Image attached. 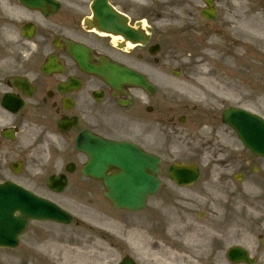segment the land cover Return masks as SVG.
I'll list each match as a JSON object with an SVG mask.
<instances>
[{
    "label": "flooded vegetation",
    "instance_id": "flooded-vegetation-1",
    "mask_svg": "<svg viewBox=\"0 0 264 264\" xmlns=\"http://www.w3.org/2000/svg\"><path fill=\"white\" fill-rule=\"evenodd\" d=\"M253 10L264 17V0H253ZM75 12L62 3L56 13L45 14L22 0H0V181L24 179L25 167L31 164L52 169L48 176L57 164L62 172L72 165L77 174L87 161L77 143L90 138L133 143L161 158L163 165L202 163L210 153L208 136L177 128L175 112L166 107V61L157 30L142 28L140 20L127 15L129 26L149 42L128 48L125 38L113 43L90 31L87 25L92 22ZM79 45L88 49V59L73 54ZM155 50L158 54L151 56ZM85 61L95 68L114 64L133 69L147 77L155 94L127 84L115 89L87 71ZM192 120L185 116V126ZM236 150V157L227 152L224 163L253 172L245 151ZM19 160L24 169L17 174L11 164ZM232 193L235 198L237 193ZM258 214L260 227L263 216L260 210Z\"/></svg>",
    "mask_w": 264,
    "mask_h": 264
},
{
    "label": "rangeland",
    "instance_id": "rangeland-1",
    "mask_svg": "<svg viewBox=\"0 0 264 264\" xmlns=\"http://www.w3.org/2000/svg\"><path fill=\"white\" fill-rule=\"evenodd\" d=\"M91 0H74V2H84L86 6L89 5ZM121 9H130V12L138 13L139 15L146 14L149 19L156 20L157 17L164 16V21H159L161 24L159 25V34L162 38V43L165 47L163 51V55H165V60L168 61L167 69L173 70L174 68L186 69L189 66V60H192L189 57V49L185 47L182 42L179 40H175V32L171 31V28H174L173 19H169L170 13L177 10L176 1L172 3H166L164 0H142V2H134L128 0H114ZM239 4H241L242 0H239ZM193 5L196 2H191ZM238 4V5H239ZM198 5V3H197ZM236 6V4H235ZM234 9V8H233ZM163 14V15H162ZM223 16H229L228 11L226 9H222ZM169 16V17H168ZM242 22V19H240ZM239 22V23H240ZM243 25V24H242ZM226 32L233 37L240 36L239 31L233 32L231 29L226 30ZM254 36L250 34H246L242 39L245 41L244 45H247ZM250 38V39H249ZM264 52V47H261ZM201 60V59H198ZM216 61L217 64L214 66L221 67L222 61ZM255 65H259V61L255 63ZM264 65H262V69ZM193 72L195 73L196 69L193 67ZM264 74L261 77L256 76L254 78L255 87L257 84L264 80ZM226 85V90L218 91L217 96L222 97L225 101L218 104L216 109L211 107H207L205 105L202 108L209 112L211 110V115L217 116L221 115V110L223 107L227 106H240L244 105V107H249L253 110H257L255 104L257 103L254 99L253 91L248 87L246 81L244 79H239L236 75L233 76L230 82L227 81L222 84ZM234 92L236 98L229 97L226 93ZM226 92V93H225ZM214 95V91L209 95V99ZM178 104V103H177ZM207 104L210 105V100L207 101ZM172 103H168L166 101V106L168 108L174 109V105ZM183 107V106H181ZM179 106H176L175 109L178 110L176 113L177 116L184 113V110H181ZM190 110L191 108L188 107ZM188 112V111H187ZM199 112V110H198ZM195 112L194 115L197 116L199 113ZM188 114H193L192 112ZM212 117V116H211ZM212 120H215L214 117ZM219 121V119L215 120ZM215 124V123H214ZM216 125V124H215ZM216 138H220L219 133L216 131L217 126L214 127ZM224 130V129H223ZM229 135V134H228ZM231 140V139H230ZM218 145H221V141ZM220 159V158H218ZM219 162L214 161L213 163ZM204 172H213L222 175L225 170L220 165H212L211 163H206L203 166ZM211 169V170H210ZM236 170L235 168L228 170V173H232ZM230 176V175H228ZM231 177V176H230ZM250 179V180H249ZM260 178L254 177H246V180L243 184H238V188L240 190H246L249 187H252L253 183H257ZM261 181V180H260ZM262 182V181H261ZM214 190H220L221 184L220 182H214ZM264 184V183H263ZM81 186L82 192H79L74 189L73 195L70 193L69 196L59 195V196H48L54 200L57 204L67 208L70 212L73 213L74 222L69 226L62 227H51V226H42L39 224H33L28 229L26 235L22 238L20 246L14 250H2L0 251V264H70L67 262L68 252L71 249H75V252L70 254L71 258H76L78 252H84L87 249V246H96L98 242H103L99 244V261L97 259L93 260L96 264H119L125 256H130L133 258L135 256L130 249L129 242L132 244L139 243L144 244L148 238L149 242L156 245L157 250L160 242L168 243L171 241L170 236L164 234L167 231V226L171 221L175 222V214L173 209L166 208L163 211V207L156 209L153 204H150L147 207V210L139 213H131V212H118L114 211L110 206L109 202L104 198L103 189H99L93 187L91 184H79ZM75 188V186L73 187ZM230 188H233L230 185ZM71 195V196H70ZM247 197H245L246 199ZM213 212L217 209H211ZM211 211V212H212ZM159 214V216H158ZM98 215L102 217H116L118 226L115 231H111L108 228L102 226V222L96 220L95 216ZM155 217V221H154ZM146 219H149L147 221ZM144 223L146 226V231L144 230ZM155 226L154 229L151 228ZM148 226L150 227L149 229ZM96 228L103 229L102 233L96 231ZM162 230V231H161ZM158 231V232H157ZM132 232V233H131ZM175 232V229L172 233ZM138 233H142V236L137 237ZM252 238V249L253 253L256 255V250L253 246H255V239L252 236H248ZM246 238V237H245ZM232 245L231 243L224 244V248H228ZM225 249V250H226ZM171 251H166L165 248H161L158 253H153L149 250V254H145L146 249L140 250L143 253V258L146 260L142 261L139 257L138 259L133 258L137 264H160V260H156V256L158 254L159 258H163L165 261L163 264H229L226 257L222 255L219 260H203L195 262H189L184 259L177 260L173 258L170 254H173L175 251L170 248ZM252 251V250H251ZM252 253V254H253ZM71 264H77L73 262ZM259 264H264V261Z\"/></svg>",
    "mask_w": 264,
    "mask_h": 264
},
{
    "label": "water",
    "instance_id": "water-1",
    "mask_svg": "<svg viewBox=\"0 0 264 264\" xmlns=\"http://www.w3.org/2000/svg\"><path fill=\"white\" fill-rule=\"evenodd\" d=\"M106 0L95 1V14L100 21L101 29L110 31V9L105 4ZM134 80L137 81L136 77ZM143 84L148 87L147 83ZM224 122L233 126L245 143L255 152L264 154V125L258 120H251L247 113L230 109L224 114ZM256 123L261 136H257L254 130ZM108 153L98 157L94 150L90 152V162L85 168V174L97 179H103L107 189L106 197L117 209H127L133 212L141 211L148 197L155 194L159 187V181L155 178L158 172V161L143 154L138 148L130 144H111L106 147ZM97 153V152H96ZM110 169H116L118 173L107 175ZM182 169V172H189ZM197 169L192 170L196 173ZM197 174L194 176L196 180ZM8 199H0V247L14 248L18 244V238L25 229V220L14 216L19 211L24 217L33 219L50 218L65 223L70 221L69 215L58 211L56 208L48 209L46 206L36 208L35 201L29 198H20L12 195L10 191H0ZM14 196V197H12ZM32 208V209H29ZM232 262L246 261L252 263L244 251L236 250L230 253Z\"/></svg>",
    "mask_w": 264,
    "mask_h": 264
},
{
    "label": "bare ground",
    "instance_id": "bare-ground-1",
    "mask_svg": "<svg viewBox=\"0 0 264 264\" xmlns=\"http://www.w3.org/2000/svg\"><path fill=\"white\" fill-rule=\"evenodd\" d=\"M135 1H139L142 2V0H135ZM177 6L180 8V10H176L172 13H170V17H180L182 20H184L185 23V27L186 28H190V29H194L193 32V36L191 33L186 34L187 37H191L192 36V40H189L188 43L189 45H192L194 47H198L201 46L203 48H201V54L204 58H208V59H214L216 53L213 52V50L216 49L217 46L220 47V43L219 42H215L214 39L212 37H209L205 34L202 33H198L197 28H195V25L193 23V21H191L190 19L186 18L185 15H187L188 13V9L184 6V0H164V2L166 3H172L175 2ZM168 16V17H169ZM239 50L235 49V53H237ZM224 61H227V59H229V57L225 54L224 56H222ZM226 59V60H225ZM201 68L203 71H205L206 69V65H201ZM231 70H233L234 73H242L244 72V69H242L241 67H233ZM206 73L208 74L209 72L206 70ZM229 78L227 76L224 77V80H228ZM218 80V79H216ZM211 79L207 78L206 82H210ZM213 84H218L219 82H211ZM221 85V84H218ZM218 102V100L214 99L213 100V104L215 105ZM98 220L100 222H102V226L108 228L111 231H115L118 223L110 217H105L104 215L102 217H99L98 215L95 216V221ZM96 230L100 233H102L103 229L101 228H96ZM132 233V232H131ZM142 233H138L137 237H141ZM103 242H98L97 245L95 246H87V249L84 252H78L77 253V257L76 258H69L70 254L75 252V249H71L68 252V257H67V262H69L70 264L73 262H76L77 264H96V262L93 260L97 259V262L99 261V244H101ZM130 244L131 250L133 251V253L139 257L142 261L145 260V258L141 257V252L140 250L142 249H146L147 252H149L150 248L154 249L156 245L149 243L148 240H146V243L144 244H139V243H135V244Z\"/></svg>",
    "mask_w": 264,
    "mask_h": 264
}]
</instances>
